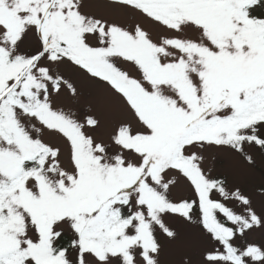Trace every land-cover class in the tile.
Here are the masks:
<instances>
[{"label":"snow or ice","instance_id":"1","mask_svg":"<svg viewBox=\"0 0 264 264\" xmlns=\"http://www.w3.org/2000/svg\"><path fill=\"white\" fill-rule=\"evenodd\" d=\"M252 149L264 0H0V264H161L180 225L208 242L182 264H264L208 164Z\"/></svg>","mask_w":264,"mask_h":264},{"label":"rangeland","instance_id":"2","mask_svg":"<svg viewBox=\"0 0 264 264\" xmlns=\"http://www.w3.org/2000/svg\"><path fill=\"white\" fill-rule=\"evenodd\" d=\"M95 2V0H93ZM131 22V18H130ZM82 103H88L98 109L105 119H110L102 99L95 95L85 94ZM256 159L255 166H249L241 157L232 153H211L208 164L228 177L231 184L239 185L248 193L257 211L264 210V154L252 149ZM231 206V205H230ZM180 237L174 242L165 241L164 251L161 254V264H182L186 256L198 260L197 253L208 246L207 240L195 227L179 226ZM252 242L264 245V231L256 230L249 236Z\"/></svg>","mask_w":264,"mask_h":264}]
</instances>
